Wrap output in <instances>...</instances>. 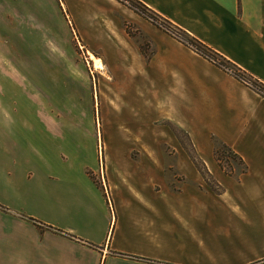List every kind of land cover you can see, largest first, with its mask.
Here are the masks:
<instances>
[{
    "label": "crops",
    "instance_id": "1",
    "mask_svg": "<svg viewBox=\"0 0 264 264\" xmlns=\"http://www.w3.org/2000/svg\"><path fill=\"white\" fill-rule=\"evenodd\" d=\"M137 1L264 84V0ZM59 16L83 33L95 19L119 30L116 66L146 78L150 121L165 124L156 126L161 142L176 153L149 155L134 172L99 157L100 179L86 170L88 186L74 192L68 162L64 180L55 175L58 147L44 154V141L28 138L33 126L9 123L0 107L14 135L9 140L0 125V264H264V98L116 0H0V35L16 34L18 19L49 29ZM124 22L149 53L131 42ZM167 124L198 154H185ZM216 142L236 159L221 164ZM30 205L51 216L25 214Z\"/></svg>",
    "mask_w": 264,
    "mask_h": 264
},
{
    "label": "rangeland",
    "instance_id": "2",
    "mask_svg": "<svg viewBox=\"0 0 264 264\" xmlns=\"http://www.w3.org/2000/svg\"><path fill=\"white\" fill-rule=\"evenodd\" d=\"M114 13L119 16L118 11ZM71 21L59 16L51 20L49 29H40L29 19H18L13 22L16 34L0 35V107L8 109L9 123L33 126L28 138L36 133L46 145L44 154L54 155L58 147L61 163L55 175L63 181L67 164L63 166L62 162H68L76 173L71 183L78 186L69 189L77 192L88 186L82 172L93 169L100 179L96 167L99 157H111L120 163V170L134 172L147 166L142 162L149 155L176 152L161 142L163 131L157 127L165 124L157 126L150 121L146 78H131V65L120 66L117 74L116 59L122 58L119 30L108 31L101 20L95 19L83 33ZM123 27L131 42L149 53V42L141 32L127 22ZM125 74L129 78H124ZM9 123L0 119L8 139L13 141ZM172 133L185 154H198L185 132L173 127ZM152 139H157V144ZM221 147L216 142L215 148ZM129 161L140 167L131 166ZM46 204H52L47 197ZM24 213L51 216L33 205Z\"/></svg>",
    "mask_w": 264,
    "mask_h": 264
},
{
    "label": "trees",
    "instance_id": "3",
    "mask_svg": "<svg viewBox=\"0 0 264 264\" xmlns=\"http://www.w3.org/2000/svg\"><path fill=\"white\" fill-rule=\"evenodd\" d=\"M116 1H118L119 3L127 5L136 14H138L141 17L151 21L153 24H155L157 26V24L155 23V19L153 17L154 14L151 12V10H149L142 3L138 2L137 0H116ZM167 25L171 26L169 23H167ZM126 29H128V26ZM174 29H175V33H174L175 36L174 37L179 42H181L185 46L191 48L194 52H196L197 54H199L203 58L207 59L211 63L215 64L217 67H219L225 71L232 69L235 72V73H233V75L237 79H239L241 82H243L245 78L252 80V82H253L252 89L264 98V84L253 80L245 72L238 69L231 62L226 60L224 57L217 54L212 49L208 48L206 45L202 44L198 40L189 36L185 32H182L181 30H178L176 28H174ZM129 34H130V32H129ZM171 35H173V33ZM140 49H141L142 53L145 54L143 48L140 47ZM167 126H169L171 129L173 128V126L171 124H167ZM220 145L222 146L221 148H215V156L221 164L223 163V160H228L229 157H231V158L233 157L236 159L237 156L235 155V153L230 148H228L227 146H225L223 144H220ZM189 155H191V154H189ZM29 221L34 223L35 225L39 226L40 228H42L41 223H39L38 221H36L34 219H29ZM48 228L53 229L51 227H48Z\"/></svg>",
    "mask_w": 264,
    "mask_h": 264
},
{
    "label": "built area",
    "instance_id": "4",
    "mask_svg": "<svg viewBox=\"0 0 264 264\" xmlns=\"http://www.w3.org/2000/svg\"><path fill=\"white\" fill-rule=\"evenodd\" d=\"M155 23L157 24V26H159V28H161L163 31H165L169 35H171L173 33V35H171V36H173V37L175 36V34H174L175 30H173V28L171 26L167 25L166 23L165 24L167 26H165V24L161 20H159L158 18L155 19ZM227 72L232 74V75H233V73H235L232 69L228 70ZM243 83H245L247 86L252 88V84H253L252 80L245 78ZM102 182H103V179H102Z\"/></svg>",
    "mask_w": 264,
    "mask_h": 264
},
{
    "label": "bare ground",
    "instance_id": "5",
    "mask_svg": "<svg viewBox=\"0 0 264 264\" xmlns=\"http://www.w3.org/2000/svg\"><path fill=\"white\" fill-rule=\"evenodd\" d=\"M101 70H103V68H101Z\"/></svg>",
    "mask_w": 264,
    "mask_h": 264
}]
</instances>
